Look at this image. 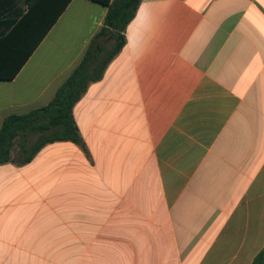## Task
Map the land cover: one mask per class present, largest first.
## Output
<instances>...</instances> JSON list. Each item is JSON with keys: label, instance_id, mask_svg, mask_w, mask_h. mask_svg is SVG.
Masks as SVG:
<instances>
[{"label": "crops", "instance_id": "obj_1", "mask_svg": "<svg viewBox=\"0 0 264 264\" xmlns=\"http://www.w3.org/2000/svg\"><path fill=\"white\" fill-rule=\"evenodd\" d=\"M28 10L0 0V39ZM107 11L68 0L0 79V129L54 99ZM125 35L74 106L84 148L56 141L0 166V264H251L264 248V0H143Z\"/></svg>", "mask_w": 264, "mask_h": 264}, {"label": "trees", "instance_id": "obj_2", "mask_svg": "<svg viewBox=\"0 0 264 264\" xmlns=\"http://www.w3.org/2000/svg\"><path fill=\"white\" fill-rule=\"evenodd\" d=\"M93 1L108 6L104 26L49 104L4 119L0 129V166L10 162L18 166L27 164L47 144L56 141H71L83 147L73 116L74 106L90 83L101 80L108 64L126 45L127 26L143 0ZM67 4L68 0H28L27 14L0 39V79L14 77ZM116 32L120 37L112 40ZM35 137L36 141L32 142ZM251 264H264V248Z\"/></svg>", "mask_w": 264, "mask_h": 264}, {"label": "water", "instance_id": "obj_3", "mask_svg": "<svg viewBox=\"0 0 264 264\" xmlns=\"http://www.w3.org/2000/svg\"><path fill=\"white\" fill-rule=\"evenodd\" d=\"M119 37H120V34H119L118 32H116V33L113 35L112 39H113V40H118Z\"/></svg>", "mask_w": 264, "mask_h": 264}, {"label": "rangeland", "instance_id": "obj_4", "mask_svg": "<svg viewBox=\"0 0 264 264\" xmlns=\"http://www.w3.org/2000/svg\"><path fill=\"white\" fill-rule=\"evenodd\" d=\"M34 141H36V137L32 139V142H34ZM14 154H16V150H15Z\"/></svg>", "mask_w": 264, "mask_h": 264}]
</instances>
